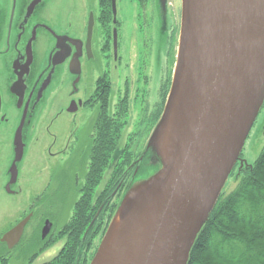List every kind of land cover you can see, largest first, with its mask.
<instances>
[{"label":"flooded vegetation","instance_id":"flooded-vegetation-1","mask_svg":"<svg viewBox=\"0 0 264 264\" xmlns=\"http://www.w3.org/2000/svg\"><path fill=\"white\" fill-rule=\"evenodd\" d=\"M50 5L0 0V132L11 131L7 184L13 164L17 182L19 165L34 145L41 147L46 162L39 173L48 180L0 226V264H91L116 213L119 187L128 174L134 173L131 182L141 175L148 151L131 148L120 179L114 168L126 154L122 148L113 157L107 146L101 183L93 189L83 181L79 189L91 191L80 212L66 208L68 192L53 180L56 163L65 157L88 175L100 135L105 141L110 121L124 120L125 107L128 116L136 108L134 119L144 118L152 134L177 63L180 0H96L72 26L66 15H51ZM19 130L23 155L15 161ZM64 137L66 148L57 147ZM26 219L16 243L3 241Z\"/></svg>","mask_w":264,"mask_h":264},{"label":"water","instance_id":"water-1","mask_svg":"<svg viewBox=\"0 0 264 264\" xmlns=\"http://www.w3.org/2000/svg\"><path fill=\"white\" fill-rule=\"evenodd\" d=\"M181 6L173 82L152 133L163 170L123 200L91 264L100 259L116 219L115 264H188L264 102V0H181ZM20 131L15 161L23 155ZM10 174L8 193L15 164ZM26 223L3 241L16 243Z\"/></svg>","mask_w":264,"mask_h":264},{"label":"rangeland","instance_id":"rangeland-1","mask_svg":"<svg viewBox=\"0 0 264 264\" xmlns=\"http://www.w3.org/2000/svg\"><path fill=\"white\" fill-rule=\"evenodd\" d=\"M92 1L96 0H51V5L48 11L51 15L60 13L62 16L66 15L68 17V24L72 26L73 24L75 25L79 22L78 20L82 14L84 15V9L87 6L92 7ZM260 109L261 110L256 118V122L250 129V133L245 140V144L241 154L238 157V160L236 161L234 167L228 172V176L222 184L218 198L220 195L229 194L230 191L236 188L239 178L241 177V171L248 168L249 165L254 164L255 160L259 157L262 148L264 147V102ZM136 110V108L131 109L129 116L126 114V120L114 121L116 124L121 122L122 128L119 130V145L116 149V152L112 151V156H116L118 154V150L123 148L122 146L127 143L131 144L130 147L139 152H141L144 147H146V151H148V158H146V160L142 163L141 175L131 182L130 179L134 173H131V175L128 174L126 178L127 182L119 187L116 211L122 205L123 200L133 199L135 194L141 192L145 186L153 183V181L157 179L156 177L158 174L163 170L164 159L157 153L155 135L151 134V129L147 124V126L144 128L145 122L142 120L144 118L134 119L136 116L134 115V112ZM160 119L157 122H154L153 125L155 128H157ZM114 122L112 121L111 123ZM155 124L157 125L155 126ZM65 127H67V125H65ZM54 128L55 127H52V129ZM69 132L70 130H68V135ZM10 134L11 131L0 132V226H4L5 223L9 222V219L15 213V211L21 207H25L29 199L35 196L38 191L46 187V182L48 181L47 177L44 179V176L39 173L40 169L43 167L41 164H45L46 162L44 159H41V157L43 158L41 147L37 145L30 146V152L27 153V155L24 157V160L22 161V164L19 165L18 180L14 184V187H11L12 192L19 191V193L15 196L8 195L9 193L6 192V186L8 182V176L6 173L10 167L11 161ZM149 134H151V136H149ZM66 137H64V140L56 146L58 147L62 145L64 148H66L68 141L66 140ZM55 149L54 152L56 151ZM62 160L63 163L60 166L58 163H56L57 168L55 170L57 175H54L53 180L54 182L58 183V185L60 183V186L65 187L68 194L64 202L66 203V208L72 210L73 207H77L78 204L75 205V203H78L79 200L83 198L84 194H89L88 192L82 194L79 192L81 185H83V181H86L85 183L88 185L92 183L89 180L90 173L83 176L85 170L81 166L78 168L75 161L72 162V160H70L68 162L66 161L65 157H63ZM127 165V162H120V164L114 168L116 178L120 176L119 178L121 179ZM139 166H141V163ZM31 174L34 176H31ZM107 230L108 228L105 230V233Z\"/></svg>","mask_w":264,"mask_h":264},{"label":"trees","instance_id":"trees-1","mask_svg":"<svg viewBox=\"0 0 264 264\" xmlns=\"http://www.w3.org/2000/svg\"><path fill=\"white\" fill-rule=\"evenodd\" d=\"M126 109H123L124 120ZM111 122L106 140L103 141L102 134L99 137L97 153L89 168L93 189L105 173L107 146L112 153L119 145L122 123ZM130 146L127 143L122 146L127 164L131 160ZM90 193L79 200V212ZM207 219L189 251L188 264H264V147L254 164L241 171L236 188L219 196Z\"/></svg>","mask_w":264,"mask_h":264},{"label":"bare ground","instance_id":"bare-ground-1","mask_svg":"<svg viewBox=\"0 0 264 264\" xmlns=\"http://www.w3.org/2000/svg\"><path fill=\"white\" fill-rule=\"evenodd\" d=\"M115 223V229L112 230V233L109 237V239L106 241L105 243V248L103 249V252L101 253V257L100 259L98 260L97 264H115L116 262V258H117V255H116V252H115V249H116V239H117V230L119 228V224L117 219H116V222ZM136 233H139L138 232V222L136 223ZM135 233H134V237H135Z\"/></svg>","mask_w":264,"mask_h":264}]
</instances>
